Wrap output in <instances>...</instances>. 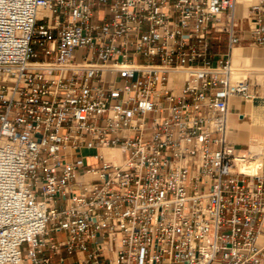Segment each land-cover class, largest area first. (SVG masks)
<instances>
[{
    "label": "built area",
    "instance_id": "2783aa9c",
    "mask_svg": "<svg viewBox=\"0 0 264 264\" xmlns=\"http://www.w3.org/2000/svg\"><path fill=\"white\" fill-rule=\"evenodd\" d=\"M240 1L0 0V264H264V152L245 173L230 137L264 0Z\"/></svg>",
    "mask_w": 264,
    "mask_h": 264
},
{
    "label": "bare ground",
    "instance_id": "6f19581e",
    "mask_svg": "<svg viewBox=\"0 0 264 264\" xmlns=\"http://www.w3.org/2000/svg\"><path fill=\"white\" fill-rule=\"evenodd\" d=\"M257 1L258 0H242L240 1V4L246 3V5H249ZM243 13L244 12L241 9H238L237 14L240 15ZM260 59H264V48L261 49L255 46L253 47L235 46L231 54V63L234 69L233 78L240 79L241 76H243V78L248 76L251 77L252 80H257L258 82H260L258 80L259 77V79L264 83V64L257 62ZM236 75L239 76L240 78L237 77ZM187 77H188L187 70L174 71L170 76V81L180 86ZM262 82L260 83L262 84ZM250 102H254L253 112L251 111L252 118L250 120H247L245 117L246 115L242 118V124H241L242 128L240 129L239 132L234 133L233 139L240 141V139H242V137L244 136L243 132L251 130V133L248 135V142L250 143V146L247 147L248 156L240 164V168L245 173L256 174L260 172V168L262 167L263 164L264 103L262 96H258V95H256ZM110 153H111L110 157L114 155L116 156V158L120 159L119 149L110 150Z\"/></svg>",
    "mask_w": 264,
    "mask_h": 264
},
{
    "label": "crops",
    "instance_id": "0c3cea01",
    "mask_svg": "<svg viewBox=\"0 0 264 264\" xmlns=\"http://www.w3.org/2000/svg\"><path fill=\"white\" fill-rule=\"evenodd\" d=\"M213 47H214V44H213ZM226 49H227V46H226ZM226 49L224 51L220 52V53L219 52H217V53L218 54L225 53ZM230 102H231V104H230V112H231V114H230V126H231V135H230V137H231V140H232L233 143H235L240 148L249 147L250 146V143L248 142V135L251 133V130L244 131L243 132L244 133V136L242 137V139H240V141L234 140L233 138H234V133L235 132L236 133L239 132L240 129L242 128V125H241L242 124V118L245 115H246L245 116L246 119L247 118H250V119L252 118V112H253V108H254V102L242 100V99H240L237 96L231 98V101ZM235 110H237V111H235ZM63 236H64L63 234H59L58 235L59 238H63ZM258 244L259 245H264V234L260 235V237L258 238ZM63 253L65 254L64 251H63ZM43 255H50V252L49 251H46V252L43 253ZM76 258H77L76 256L69 257L67 259V263L75 262L76 261ZM54 261L57 262L58 261V257H54Z\"/></svg>",
    "mask_w": 264,
    "mask_h": 264
},
{
    "label": "rangeland",
    "instance_id": "374dc122",
    "mask_svg": "<svg viewBox=\"0 0 264 264\" xmlns=\"http://www.w3.org/2000/svg\"><path fill=\"white\" fill-rule=\"evenodd\" d=\"M213 44H214V47L212 49L214 51L219 52V53L222 52V51H224L226 49V46H227V38H226V35L225 34H221V33H215L213 35ZM248 46H252V47L255 46V47H258V48H261V49L264 48V46L256 45V44H249V43H244V44L238 45L237 47H248ZM219 57L220 56L215 57L213 63H216V61H217V59ZM257 62L264 64V59H260ZM237 77H239V76H237ZM241 78H243V76H241ZM258 80L260 82H262L259 79V77H258ZM251 81H252V83H255L256 84L255 87L258 90V96H262L263 103H264V95H263V93H264V83L262 82V84H261L257 80H252V79H251ZM247 120H250V118H247ZM245 148H247V147H245Z\"/></svg>",
    "mask_w": 264,
    "mask_h": 264
}]
</instances>
